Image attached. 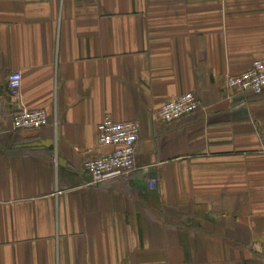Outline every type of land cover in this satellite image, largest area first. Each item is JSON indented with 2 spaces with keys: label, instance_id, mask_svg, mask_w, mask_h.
Returning a JSON list of instances; mask_svg holds the SVG:
<instances>
[{
  "label": "crops",
  "instance_id": "0c3cea01",
  "mask_svg": "<svg viewBox=\"0 0 264 264\" xmlns=\"http://www.w3.org/2000/svg\"><path fill=\"white\" fill-rule=\"evenodd\" d=\"M261 57L264 0H0V264H264V91L224 85ZM106 116L135 169L93 184Z\"/></svg>",
  "mask_w": 264,
  "mask_h": 264
},
{
  "label": "built area",
  "instance_id": "2783aa9c",
  "mask_svg": "<svg viewBox=\"0 0 264 264\" xmlns=\"http://www.w3.org/2000/svg\"><path fill=\"white\" fill-rule=\"evenodd\" d=\"M20 73L12 72L8 76L7 87L12 97H17L20 88ZM225 87L238 92L251 91L260 94L264 91V57L254 59L244 72L225 78ZM198 108V99L187 92L161 105L156 117L162 122H171L193 113ZM49 124V118L43 109L19 110L12 115V125L20 130H38ZM140 124L136 121H114L104 117L97 125V142L100 146H110L105 155L89 158L85 161V170L91 176V182L97 184L108 177L128 174L135 169L136 146L139 139ZM154 179L149 181L152 187Z\"/></svg>",
  "mask_w": 264,
  "mask_h": 264
}]
</instances>
